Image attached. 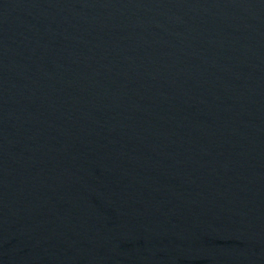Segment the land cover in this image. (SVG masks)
Instances as JSON below:
<instances>
[{
  "label": "water",
  "instance_id": "obj_1",
  "mask_svg": "<svg viewBox=\"0 0 264 264\" xmlns=\"http://www.w3.org/2000/svg\"><path fill=\"white\" fill-rule=\"evenodd\" d=\"M0 264H264V0H0Z\"/></svg>",
  "mask_w": 264,
  "mask_h": 264
}]
</instances>
